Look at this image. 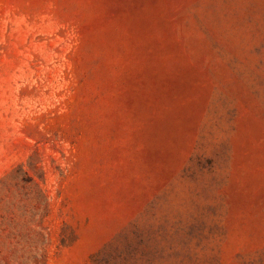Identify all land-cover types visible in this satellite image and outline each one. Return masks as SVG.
<instances>
[{"label": "rangeland", "instance_id": "rangeland-1", "mask_svg": "<svg viewBox=\"0 0 264 264\" xmlns=\"http://www.w3.org/2000/svg\"><path fill=\"white\" fill-rule=\"evenodd\" d=\"M0 264H264V0H0Z\"/></svg>", "mask_w": 264, "mask_h": 264}]
</instances>
